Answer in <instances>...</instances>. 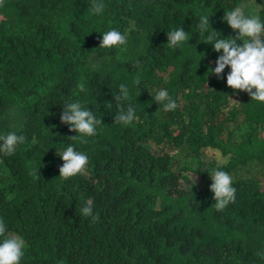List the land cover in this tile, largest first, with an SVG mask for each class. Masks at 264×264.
<instances>
[{
  "label": "trees",
  "instance_id": "obj_1",
  "mask_svg": "<svg viewBox=\"0 0 264 264\" xmlns=\"http://www.w3.org/2000/svg\"><path fill=\"white\" fill-rule=\"evenodd\" d=\"M261 1L0 0V134L25 136L14 154H0V220L25 241L21 264H264V104L206 76L218 53L195 32L208 14L234 38L225 11L248 4L264 19ZM176 27L191 34L189 46L168 50L166 31ZM110 29L126 34L124 46L99 48ZM119 83L137 103L130 126L115 124ZM161 88L175 110L154 102ZM75 99L102 123L86 144L60 122ZM69 143L89 163L60 179L57 151ZM217 159L236 188L222 211L209 190ZM85 200L95 220L81 216Z\"/></svg>",
  "mask_w": 264,
  "mask_h": 264
},
{
  "label": "clouds",
  "instance_id": "obj_2",
  "mask_svg": "<svg viewBox=\"0 0 264 264\" xmlns=\"http://www.w3.org/2000/svg\"><path fill=\"white\" fill-rule=\"evenodd\" d=\"M262 5L261 0H255ZM255 2V3H256ZM256 3V4H257ZM103 4L96 3L93 11L100 13L103 11ZM251 9L248 4H238L225 11L223 21L236 31L235 37H223L222 34L214 30L209 23L208 14L197 16L196 31L199 33V42H204L212 46V50L218 53L215 66L209 67L207 75H216L219 79H225L227 86L233 90L247 93L252 101L264 104V19L258 10ZM238 30V31H237ZM190 33H186L182 27L173 28L166 31V49L176 51L189 46ZM242 41V43H238ZM126 34L116 29L102 32L99 48L110 49L126 44ZM196 51V48H195ZM206 55V54H203ZM202 58L197 57L198 64ZM229 69L225 76V69ZM141 84V77L137 75L132 81V87ZM83 93L86 89L81 86ZM154 102L162 106L164 112H170L177 108V101L165 88H161L151 95ZM112 98L116 102L115 124L130 126L137 116L136 100L133 102L132 88L126 83H119L118 90ZM109 109L112 104L106 105ZM60 122L69 128V131L78 133L77 136L70 137L71 140L86 144L87 138L94 137L99 126L102 125L100 117L90 110L86 101L80 99L63 103L60 113ZM25 142L23 134L17 131H8L0 134V154L10 156L15 153L17 147ZM33 139V143H35ZM57 154L63 161L59 167V178L69 179L77 175H82L89 163V157L84 151L77 150L73 143L67 144L62 151ZM40 168L34 160L28 162V175L37 180L40 177ZM212 183L209 190L213 193L216 211H222L229 204L236 201V188L233 186V177L223 170V162L217 159L215 167L209 172ZM82 217H90L95 220L93 207L90 201L85 200L80 208ZM25 241L16 235H9L6 224L0 220V264H21L25 255ZM200 264L202 261L200 259Z\"/></svg>",
  "mask_w": 264,
  "mask_h": 264
},
{
  "label": "rangeland",
  "instance_id": "obj_3",
  "mask_svg": "<svg viewBox=\"0 0 264 264\" xmlns=\"http://www.w3.org/2000/svg\"><path fill=\"white\" fill-rule=\"evenodd\" d=\"M182 184H183V186L184 187H187V184L185 183V182H182ZM209 184V182H207V185ZM170 191L172 192V193H175V190H173L172 188L170 189Z\"/></svg>",
  "mask_w": 264,
  "mask_h": 264
},
{
  "label": "water",
  "instance_id": "obj_4",
  "mask_svg": "<svg viewBox=\"0 0 264 264\" xmlns=\"http://www.w3.org/2000/svg\"><path fill=\"white\" fill-rule=\"evenodd\" d=\"M259 1V0H258ZM260 2V1H259Z\"/></svg>",
  "mask_w": 264,
  "mask_h": 264
}]
</instances>
